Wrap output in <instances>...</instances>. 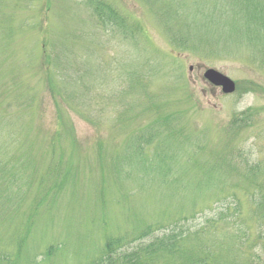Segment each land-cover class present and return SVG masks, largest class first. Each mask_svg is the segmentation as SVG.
I'll list each match as a JSON object with an SVG mask.
<instances>
[{
    "label": "rangeland",
    "instance_id": "1",
    "mask_svg": "<svg viewBox=\"0 0 264 264\" xmlns=\"http://www.w3.org/2000/svg\"><path fill=\"white\" fill-rule=\"evenodd\" d=\"M240 3L263 15L236 18ZM209 67L236 92L206 81ZM0 146V264H94L111 238L181 216L199 226L233 193L258 236L264 0H0ZM220 232L154 263L264 264L260 240L239 256Z\"/></svg>",
    "mask_w": 264,
    "mask_h": 264
},
{
    "label": "trees",
    "instance_id": "2",
    "mask_svg": "<svg viewBox=\"0 0 264 264\" xmlns=\"http://www.w3.org/2000/svg\"><path fill=\"white\" fill-rule=\"evenodd\" d=\"M258 5L259 4H257V6ZM107 7L110 6L107 3L102 2L97 3L96 6V12L98 16H100L103 23H105L106 21V19H104V16L105 11L108 10ZM218 10L219 6H215L214 4V6L210 8L209 13L216 14V11ZM239 10L240 11L237 12L238 15L236 16V18L240 16L243 17L242 19L248 21L250 20L248 19L247 15H251L255 20H259L263 15V12L260 15L250 13L249 11L252 10V7L245 5V3H240ZM110 12L112 14L113 10L110 9ZM220 13L228 14L227 11H220ZM209 19L212 21L210 17ZM207 26L214 27V29H216L215 26ZM240 28L241 25L238 29ZM3 122L7 123L5 125V128L12 131H18V125H20L21 128V124L23 121H18V118L17 120L14 118L12 120ZM1 136L8 139L9 134L3 133L1 134ZM10 144V142L7 143L8 146H10ZM1 147L2 146H0L1 155L6 154V152L2 151ZM8 165L10 164L4 161H0V173L3 171H5L6 173L8 171L7 169H9ZM48 168H50L48 170V173H57L58 175L62 174L64 170L63 165L59 162L54 164L52 167L51 165H49ZM1 190L2 189H0V191ZM258 193L259 194L257 195L256 192L248 194V198H250L249 203L251 205H255L256 208H258L259 213L261 215H264V191H259ZM230 198L232 200H229L227 204L219 205V210L214 215L208 217L205 223H202L199 226L192 227L187 225L186 222L190 218L184 219L181 218V216L174 219L170 224L159 223L157 228H155L152 224L149 226H145V230L138 231L136 235L132 236L131 238L123 236L113 237L109 241H107L105 245L104 256L94 261V264H118L119 260H121L120 264H155L154 256L157 255L160 250L168 254H179L182 250L179 245L183 244L185 238H204L207 236L211 226H216L217 231H221L220 234H223V236L225 237H236L235 239L237 240L238 249L240 251V253H238L239 256H247V252H251L254 248H256L257 240L261 241L259 243L260 247L264 246V222L260 221L258 225L260 229L258 230L259 235L254 236L253 229L251 228L250 223H248V220L244 218L243 204L240 198V194L233 193ZM258 215L259 214L256 212L255 216ZM195 216L196 214L192 218H194ZM157 231H162V234H155V232ZM205 249L206 247H204L203 250L205 251ZM6 260L7 258L4 257V254L0 253V263H4Z\"/></svg>",
    "mask_w": 264,
    "mask_h": 264
},
{
    "label": "water",
    "instance_id": "3",
    "mask_svg": "<svg viewBox=\"0 0 264 264\" xmlns=\"http://www.w3.org/2000/svg\"><path fill=\"white\" fill-rule=\"evenodd\" d=\"M204 77L213 85L220 86L224 93H232L236 89V83L224 73L215 68H208Z\"/></svg>",
    "mask_w": 264,
    "mask_h": 264
}]
</instances>
